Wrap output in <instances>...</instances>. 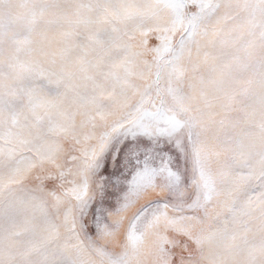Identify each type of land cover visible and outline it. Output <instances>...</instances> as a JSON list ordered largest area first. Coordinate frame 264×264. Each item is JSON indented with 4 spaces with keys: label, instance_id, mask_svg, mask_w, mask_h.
Returning <instances> with one entry per match:
<instances>
[{
    "label": "snow or ice",
    "instance_id": "6c2138e0",
    "mask_svg": "<svg viewBox=\"0 0 264 264\" xmlns=\"http://www.w3.org/2000/svg\"><path fill=\"white\" fill-rule=\"evenodd\" d=\"M0 264H264V0H0Z\"/></svg>",
    "mask_w": 264,
    "mask_h": 264
}]
</instances>
